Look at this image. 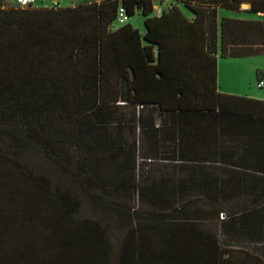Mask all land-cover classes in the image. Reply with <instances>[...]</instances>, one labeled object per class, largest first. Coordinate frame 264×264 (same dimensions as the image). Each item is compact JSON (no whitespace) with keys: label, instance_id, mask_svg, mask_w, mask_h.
<instances>
[{"label":"trees","instance_id":"obj_1","mask_svg":"<svg viewBox=\"0 0 264 264\" xmlns=\"http://www.w3.org/2000/svg\"><path fill=\"white\" fill-rule=\"evenodd\" d=\"M179 2L0 0V264H264V100L217 84L264 0Z\"/></svg>","mask_w":264,"mask_h":264},{"label":"rangeland","instance_id":"obj_2","mask_svg":"<svg viewBox=\"0 0 264 264\" xmlns=\"http://www.w3.org/2000/svg\"><path fill=\"white\" fill-rule=\"evenodd\" d=\"M56 1L59 7H66L71 5H77L80 3H88L99 0H35L34 5L30 7L37 8H50L53 7L52 2ZM152 3V15H157L158 11L168 8L171 4H176L182 10L186 17L191 16V12L188 8L183 6L179 0H150ZM3 7H18L14 4V0H1ZM27 7V6H25ZM20 8H24L20 7ZM56 8V7H54ZM58 8V7H57ZM160 12V13H161ZM219 14L221 16H227L231 18H258L254 13L237 12L232 10L220 9ZM264 21V14L261 17ZM128 23L133 27L137 28L140 33H143L144 23L143 16L139 9L137 12L128 18ZM122 25L118 21L112 24V28H117ZM218 75L220 76L221 88L233 90L240 95H256L264 93V84L262 88L257 87V82L263 80L264 82V52L261 54L244 56V57H219L217 60V80ZM219 86V85H218ZM90 207L83 202L81 205V214L89 215ZM92 215H97L92 213Z\"/></svg>","mask_w":264,"mask_h":264},{"label":"built area","instance_id":"obj_3","mask_svg":"<svg viewBox=\"0 0 264 264\" xmlns=\"http://www.w3.org/2000/svg\"><path fill=\"white\" fill-rule=\"evenodd\" d=\"M14 4H16L18 7H25L29 5H34L35 0H14ZM53 7H59V4L56 1L52 2ZM161 10L158 11L157 15H160ZM128 20V16L125 13L124 9L121 7H118L117 10V21L121 24L126 23ZM264 84L263 80H259L257 82V87H261Z\"/></svg>","mask_w":264,"mask_h":264},{"label":"crops","instance_id":"obj_4","mask_svg":"<svg viewBox=\"0 0 264 264\" xmlns=\"http://www.w3.org/2000/svg\"><path fill=\"white\" fill-rule=\"evenodd\" d=\"M67 6V5H66ZM71 6H74V5H71ZM247 7H241L240 10H234V11H237V12H245L244 10L246 9ZM248 13V12H246ZM257 15V14H255ZM228 16V15H227ZM258 17V15H257ZM259 18V17H258ZM239 19H257V18H239ZM145 31V30H144ZM140 32V31H139ZM144 33V32H143ZM218 60V59H217ZM217 84L219 85L218 88L220 91L224 92V93H228V94H234V95H240L238 94L237 92H234L233 90H229V89H226V88H221L220 86V76L218 75V80H217ZM263 86V85H262ZM259 87V88H262ZM241 96H246V95H241ZM247 97H251V98H255V99H260V100H264V93L263 94H256V95H250V96H247Z\"/></svg>","mask_w":264,"mask_h":264},{"label":"water","instance_id":"obj_5","mask_svg":"<svg viewBox=\"0 0 264 264\" xmlns=\"http://www.w3.org/2000/svg\"><path fill=\"white\" fill-rule=\"evenodd\" d=\"M158 50L156 49V52H157Z\"/></svg>","mask_w":264,"mask_h":264}]
</instances>
